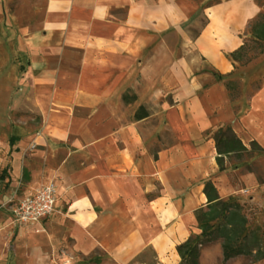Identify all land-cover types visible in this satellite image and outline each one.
Wrapping results in <instances>:
<instances>
[{
  "label": "crops",
  "instance_id": "obj_1",
  "mask_svg": "<svg viewBox=\"0 0 264 264\" xmlns=\"http://www.w3.org/2000/svg\"><path fill=\"white\" fill-rule=\"evenodd\" d=\"M182 2L27 0L21 9L28 19L20 25L5 19L12 6L8 0H0V144L14 139L19 149L42 154L36 145L46 139L59 143L77 139L82 147L93 146L95 160L66 173L75 198L66 212L50 216L41 228L16 227L1 208L7 199L0 200V264L133 263L150 242L143 240V225L157 221L155 208L131 195L143 176L157 177L166 188L169 176L181 180L184 189H171L175 195L170 197V206L186 227L195 224L194 212L206 206L204 186H193L202 179L209 178L222 199L238 196L245 203H264V186L255 174H239L241 190L236 191L225 170H219L217 153L215 158L204 157V145L193 146L197 164L204 162L196 173L175 168H157L152 174L133 171L125 162L134 159L126 150L127 143L122 150L116 148L117 133L121 132L115 130L116 103L122 102L125 92L134 90L138 77L146 79L147 51L169 47L165 34L172 30L178 34L173 22L192 15ZM260 11L254 0H216L204 12L205 25L189 40L192 49L217 74L232 80L237 70L229 55L243 45L244 31ZM181 36L189 39L182 31ZM262 62L264 56L242 69L237 98L229 99L227 106L214 99L215 88L203 91L205 119L188 122L187 137L175 130L174 124L186 117L185 113L188 119L195 117L190 115L196 110L192 100L199 91L183 73L170 71L163 77L175 95L170 108L175 115L167 122L176 143L184 140L194 145L207 129L224 126L231 128L243 146L242 136L246 135L264 149V73H249ZM173 75L175 79L170 78ZM30 112L41 117L38 133L20 118ZM149 118L150 114L133 122ZM173 150L159 153V159ZM220 186L228 191L222 192ZM149 227L152 230V225ZM95 252L100 253V259L92 258ZM156 252L163 255L158 245Z\"/></svg>",
  "mask_w": 264,
  "mask_h": 264
},
{
  "label": "rangeland",
  "instance_id": "obj_2",
  "mask_svg": "<svg viewBox=\"0 0 264 264\" xmlns=\"http://www.w3.org/2000/svg\"><path fill=\"white\" fill-rule=\"evenodd\" d=\"M26 1L8 0L12 8L5 19H8L10 23L25 24L28 17L21 8L26 5ZM36 1L38 2V0ZM156 1L143 0V3L151 4ZM254 1L261 11L244 31V50L240 54L243 58L239 62H234L237 72L230 80L220 76L203 63L192 49L189 41L205 25L206 16L204 12L216 0H183V7L190 9L192 15L185 21L177 20V23L173 22L175 23L173 26L178 27V34L173 30L165 34L169 47L162 50L154 47L145 54L146 79L138 77L134 90L128 91L129 97L135 95L137 101L131 105H124L122 102L116 103L114 112L115 130L117 132L121 131L120 134L117 133L116 148L122 150L121 148L127 143L129 149L126 150H130L134 154V159L125 160L128 168L135 169L133 171L140 170L147 174L155 173L157 168L159 170L175 168L181 172L187 170L196 173L199 167L204 165V162L202 164L196 162L197 153L193 146L197 145H204L206 153L204 157H216V152H213L215 142L212 137L219 128L218 126L204 131L202 137L194 145L184 140L180 144L176 143L173 130L167 122V119H171L175 115L173 109H170L174 103L175 95L164 84L162 78L170 71L180 76L183 73L186 80L195 85V91H199L197 93L199 95H196L192 100L193 105H196V110L190 115L195 117L188 119L189 114L185 113L186 117L179 119L174 124L176 128L180 127L179 129L175 128V130L183 137H187L188 132L185 130L187 123L190 121L199 123L205 119L206 99L203 97V91L215 88V91L218 92L214 99L218 102H225L226 106L229 105V99L234 100L237 98L242 69L259 57L264 56V36L260 34L263 28L259 26L264 24V18L260 21L258 19L259 15L264 16V0ZM0 22H2L1 16ZM181 31L189 39L182 38ZM249 60L251 62L247 64ZM256 69V71L253 70L254 72L249 73H264V62L259 64ZM170 78L175 79V76L173 75ZM226 86H228L227 94L224 92V89H227ZM254 89L255 87L249 89L248 94ZM140 105H144L149 111L150 118L136 124L133 122L132 116ZM228 111L229 109H227L225 115L229 114ZM20 118L25 121L30 130L39 132L41 117L37 113H24ZM242 137L246 151H236L237 149L233 146L236 153L223 159L225 174L236 191L241 190L238 175L245 172L255 174L259 184L264 186V152L253 148L251 146L253 140L249 137L246 135ZM124 141L126 142L123 143ZM36 146V148L43 150L42 154L35 150L31 153L25 152L18 148L17 142L14 140L0 144V200L4 201V197L7 201L22 199L32 195L43 186L53 185L57 194L56 211L53 215L66 212L67 206L75 198L70 189L66 173L76 168L94 164L93 146L82 147L83 145L77 139H69L66 143L46 139L44 144ZM171 148L174 150L170 152L169 156L163 154L162 158L159 159V153L166 152ZM133 166L135 167L133 168ZM169 180V188H166L157 177L143 176L139 179V188L131 192V195L142 198L146 205L149 204L154 207L157 216V221L152 219L147 224V230H150L149 226L152 225L153 237L131 264H158L161 261L165 264H181L182 261L178 255L177 247L201 233L197 222L190 227H186L175 215L173 208L170 206V197L175 195L171 192V189L183 190L184 187L181 180H177V176H169ZM208 180L209 178L202 179L194 183L193 186L202 185ZM124 194H128V191ZM81 196L87 198V195L81 194ZM262 196L264 199V195ZM230 198L239 202L242 206L248 219L249 228H259L264 249V203H260L259 200L254 203H245V199L238 196H231ZM157 245L160 250H163L162 256L156 252ZM99 255V252H95L92 258L98 260L100 259ZM199 264H253V257L241 256L224 261L220 242L215 241L200 248ZM256 264H264V261L262 260V262Z\"/></svg>",
  "mask_w": 264,
  "mask_h": 264
},
{
  "label": "trees",
  "instance_id": "obj_3",
  "mask_svg": "<svg viewBox=\"0 0 264 264\" xmlns=\"http://www.w3.org/2000/svg\"><path fill=\"white\" fill-rule=\"evenodd\" d=\"M263 18L264 16H258L259 21ZM259 26L263 28L260 34L264 36V24ZM243 50L244 44L232 52L229 59L232 62H239L243 58V56H240ZM250 62V60L247 61V64ZM226 87L228 90V86ZM121 100L124 105H131L137 98L135 95L129 97L128 92H125ZM148 117L147 110L140 106L134 113L133 120L141 121ZM212 139L215 142L216 162L220 171H224L223 159L226 156L235 154V149H237L236 151H246V148L230 127H219L214 132ZM233 146H235V149H233ZM251 146L260 152H264V149L255 141L251 142ZM202 185L204 186L203 193L206 196L207 203L205 207L194 212L201 233L177 247L178 255L182 261L181 264H199L200 248L215 241L220 242L224 261L241 256L253 257V264L264 260L260 230L259 228H249L248 219L240 203L233 201L230 197L227 199L220 198L210 180L205 181Z\"/></svg>",
  "mask_w": 264,
  "mask_h": 264
},
{
  "label": "built area",
  "instance_id": "obj_4",
  "mask_svg": "<svg viewBox=\"0 0 264 264\" xmlns=\"http://www.w3.org/2000/svg\"><path fill=\"white\" fill-rule=\"evenodd\" d=\"M57 194L53 185L43 186L32 195L6 201L1 208L7 210L11 222L18 228L42 227L56 211ZM39 229L35 228V231Z\"/></svg>",
  "mask_w": 264,
  "mask_h": 264
},
{
  "label": "bare ground",
  "instance_id": "obj_5",
  "mask_svg": "<svg viewBox=\"0 0 264 264\" xmlns=\"http://www.w3.org/2000/svg\"><path fill=\"white\" fill-rule=\"evenodd\" d=\"M220 190L222 191V192H227L228 190H226L223 186H220ZM96 197V199H98V196L96 195L95 196ZM143 204H144V200H143ZM144 227H143V240L145 241V242H148V241H150V239L153 237V235H154V232H153V230H147V224H144L143 225ZM154 226V225H153Z\"/></svg>",
  "mask_w": 264,
  "mask_h": 264
}]
</instances>
